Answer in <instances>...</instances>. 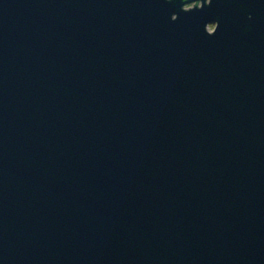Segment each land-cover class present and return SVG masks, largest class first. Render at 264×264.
<instances>
[{"label":"water","instance_id":"1","mask_svg":"<svg viewBox=\"0 0 264 264\" xmlns=\"http://www.w3.org/2000/svg\"><path fill=\"white\" fill-rule=\"evenodd\" d=\"M0 264H264V0H0Z\"/></svg>","mask_w":264,"mask_h":264},{"label":"rangeland","instance_id":"2","mask_svg":"<svg viewBox=\"0 0 264 264\" xmlns=\"http://www.w3.org/2000/svg\"><path fill=\"white\" fill-rule=\"evenodd\" d=\"M196 3H197L196 1H195V2H192V3L188 4V5L186 6V8L194 7ZM200 4H201V2H199V5H200ZM214 27H215L214 24H211V25L209 26L210 30H213Z\"/></svg>","mask_w":264,"mask_h":264},{"label":"flooded vegetation","instance_id":"3","mask_svg":"<svg viewBox=\"0 0 264 264\" xmlns=\"http://www.w3.org/2000/svg\"><path fill=\"white\" fill-rule=\"evenodd\" d=\"M215 27H216V25H215ZM215 27H214V29H215ZM214 29L212 31H214Z\"/></svg>","mask_w":264,"mask_h":264}]
</instances>
